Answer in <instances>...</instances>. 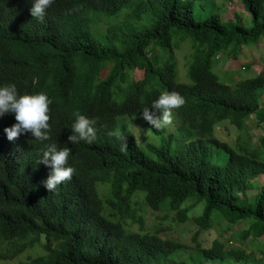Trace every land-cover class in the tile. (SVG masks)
Wrapping results in <instances>:
<instances>
[{
	"label": "trees",
	"instance_id": "trees-1",
	"mask_svg": "<svg viewBox=\"0 0 264 264\" xmlns=\"http://www.w3.org/2000/svg\"><path fill=\"white\" fill-rule=\"evenodd\" d=\"M240 1L250 26L217 13L197 20L193 0H0V263L39 242L46 255L27 264H176L168 258L183 244L128 232L109 218L129 215L137 190L153 210L169 197L182 220L185 200L205 201L196 218L202 228L216 210L232 223L252 221L243 239L264 235V186L247 196L251 181L264 175V161L241 139L248 116L264 122V77L232 87L211 70L230 43L264 36V0ZM91 13L116 18L102 38L91 32ZM180 32L203 46L190 66V85L177 82L171 51ZM149 47L170 49L163 65L150 60ZM136 68L144 70L140 81L128 74ZM153 81L163 90L151 89ZM122 84L125 96L115 102L112 91ZM166 106L204 137L175 155L151 147L153 159L131 135L116 134V118L124 115L143 116L161 133L157 121ZM222 121L242 129L237 149L214 136ZM209 144L228 153L225 167L208 161ZM98 182L109 187L104 205ZM203 255L206 262L254 263L219 240Z\"/></svg>",
	"mask_w": 264,
	"mask_h": 264
},
{
	"label": "rangeland",
	"instance_id": "rangeland-1",
	"mask_svg": "<svg viewBox=\"0 0 264 264\" xmlns=\"http://www.w3.org/2000/svg\"><path fill=\"white\" fill-rule=\"evenodd\" d=\"M194 16L197 20H205L211 14H219L221 20H233L237 23H242L245 26H250V17L244 9L240 0H193ZM125 11L122 12L125 13ZM90 14V29L95 37L102 38L98 34L106 32V25L113 24L116 18H108L106 16H96ZM147 19V17H146ZM262 44H264V36H261ZM202 44L196 42L191 34L180 32L173 34V57L177 68V82L179 84H192L189 78V70L194 62L195 55L202 48ZM259 46L258 41H249L245 44L237 46L235 43H230L228 47L216 55L212 61V72L217 76L220 83L234 86L238 81L256 76V73L251 70L252 61L255 59L264 64V49ZM170 49L168 47L157 48L149 47L147 52L148 57L156 66L163 65ZM250 58V63L245 61ZM249 67V68H248ZM109 66L105 67V71L101 76L106 75ZM133 81H140L144 78V70L136 68V70L128 73ZM128 84H122L112 91V99L115 102H120L125 96V89ZM151 89L163 90L161 86L153 81ZM261 106L264 107V89L260 90ZM158 129L161 133L153 132L143 116H120L116 118V134L118 136L131 135L137 144L148 157L153 159L157 155L151 150V147H167L173 155L179 154L185 150L186 144L189 141L197 140L204 137L197 130L191 129L183 119L171 107L166 106L160 112L157 121ZM259 128V124L255 125ZM240 129L231 125L228 121H222L218 124L214 136L223 142L228 143L232 148H236L238 144V133ZM250 134L251 128L247 129ZM260 135L258 136L261 141ZM244 140V138H241ZM259 149L260 158L264 161V145L255 144L254 147ZM237 149V148H236ZM208 161L220 167H225L227 164L228 153L216 145L209 144V152L207 155ZM256 188L248 191L247 196L255 197L264 183L258 178L251 181ZM96 190L103 205L109 199L106 196L109 187L104 183L98 182ZM105 194V195H104ZM145 192L137 190L129 199V215L124 217L110 216L113 221L120 222L128 232L133 233H149L160 237L161 239L170 240L183 244L176 249L168 258L170 262L180 264H220V262H206L203 249L210 248L214 240H219L224 245V250H244L250 254L251 264H264V235L256 237L250 234L246 239L241 237V232L246 230L251 220H238L234 223L230 222L222 212L214 210L210 219V224L206 228H202L196 218L201 216L205 210L206 202L198 201L197 197H190L185 200L181 209H187V217L182 220L177 211L171 207V199L165 198V201L160 204L159 210L151 209L144 200ZM108 213L113 210L106 205ZM105 214V213H104ZM105 216H107L105 214ZM40 240L43 241L42 237ZM6 246H9L6 244ZM46 252L38 242L33 247H28L24 253L19 255L12 261H4L0 264H27L30 259L45 256ZM167 260H160L156 264H166ZM234 263L233 259H229L228 264ZM171 264V263H169Z\"/></svg>",
	"mask_w": 264,
	"mask_h": 264
},
{
	"label": "crops",
	"instance_id": "crops-1",
	"mask_svg": "<svg viewBox=\"0 0 264 264\" xmlns=\"http://www.w3.org/2000/svg\"><path fill=\"white\" fill-rule=\"evenodd\" d=\"M261 38H263V37H260V39L258 41V44H259V46L260 45L263 46L262 48L264 49V44H262V39ZM245 61L247 62V65H248V63H250V58L249 57L246 58ZM251 70L254 71V73H256V76H252L250 78H256V77H259V76L264 77V64H263V62L255 59L254 61H252ZM262 101H264V99ZM262 109H264V107H262ZM257 124H259V128L256 129L255 125H257ZM250 128H251V132L252 133L248 134L247 133L248 132L247 129H250ZM263 128H264V122L263 123H258L256 115L248 116L244 120V132H245L246 137H243V138L249 144V146H255V144L264 145V138L261 137V141L258 138L260 133L263 136ZM257 178L264 183V175H261V176H259ZM257 178H255L252 181L257 180ZM254 188H256V186H254Z\"/></svg>",
	"mask_w": 264,
	"mask_h": 264
},
{
	"label": "clouds",
	"instance_id": "clouds-1",
	"mask_svg": "<svg viewBox=\"0 0 264 264\" xmlns=\"http://www.w3.org/2000/svg\"><path fill=\"white\" fill-rule=\"evenodd\" d=\"M217 128V127H216ZM216 128H215V131H216ZM264 129V128H263ZM263 138H264V135H263Z\"/></svg>",
	"mask_w": 264,
	"mask_h": 264
},
{
	"label": "built area",
	"instance_id": "built-area-1",
	"mask_svg": "<svg viewBox=\"0 0 264 264\" xmlns=\"http://www.w3.org/2000/svg\"><path fill=\"white\" fill-rule=\"evenodd\" d=\"M263 135H264V129H263Z\"/></svg>",
	"mask_w": 264,
	"mask_h": 264
}]
</instances>
